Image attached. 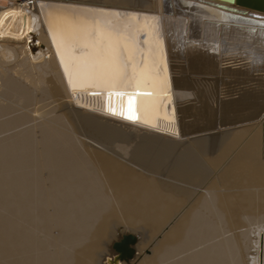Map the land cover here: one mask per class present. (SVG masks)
<instances>
[{"label":"bare ground","instance_id":"6f19581e","mask_svg":"<svg viewBox=\"0 0 264 264\" xmlns=\"http://www.w3.org/2000/svg\"><path fill=\"white\" fill-rule=\"evenodd\" d=\"M97 21L130 43L111 96L65 73L87 71L74 58L94 55ZM121 91L153 93L136 97L138 119L109 110H126ZM120 225L115 242L139 234L132 256L109 248ZM0 264H264V13L0 0Z\"/></svg>","mask_w":264,"mask_h":264},{"label":"snow or ice","instance_id":"6c2138e0","mask_svg":"<svg viewBox=\"0 0 264 264\" xmlns=\"http://www.w3.org/2000/svg\"><path fill=\"white\" fill-rule=\"evenodd\" d=\"M124 41L125 51L129 52L128 59L131 60L130 43L122 35L113 33L111 31L103 30L97 21L95 25V37L91 32H85L84 34V46L90 47L94 50V55L90 58L79 57L74 58L78 63H83L87 71L73 74L69 72L67 66H65V73L69 78L70 86L75 87L77 83L80 86L91 85L95 87H101L109 90V95H113L111 89H115L126 80V73L124 64L122 63L119 46L120 42ZM62 64L64 60H61ZM135 81V88H140L143 84L148 86L147 78L141 79L135 75L129 78ZM154 86V84L152 85ZM121 96H127V108L122 109L120 113H116L114 108L109 110L115 115L120 114L125 116L129 120H136V97H148L153 93L138 92V91H121Z\"/></svg>","mask_w":264,"mask_h":264},{"label":"water","instance_id":"95a60500","mask_svg":"<svg viewBox=\"0 0 264 264\" xmlns=\"http://www.w3.org/2000/svg\"><path fill=\"white\" fill-rule=\"evenodd\" d=\"M235 2L239 6H243L245 8L253 9V10L264 13V0H235ZM125 13H127V12H125ZM247 51H249V50H247ZM232 54H233L232 56H234V57L241 55L240 51H238V50L234 51ZM76 103L80 107L85 108V109H97V110L100 109V106L97 105L96 100L95 101L93 99H91V101L89 99L86 100V97L84 95H83V97H81V95L79 94V97L77 98ZM134 241H136V236H134L133 234H125L120 239V241L113 243L112 248L116 249V247L119 245L120 248H118L117 250L122 251V254H124V255L132 256V254L135 253V250L130 245ZM121 242H124V244L122 245Z\"/></svg>","mask_w":264,"mask_h":264},{"label":"rangeland","instance_id":"374dc122","mask_svg":"<svg viewBox=\"0 0 264 264\" xmlns=\"http://www.w3.org/2000/svg\"><path fill=\"white\" fill-rule=\"evenodd\" d=\"M13 58V57H12ZM8 61H12V59L10 60V59H8ZM251 121V120H250ZM243 122L244 123H246V122H249V120L248 121H246L245 122V120H243ZM243 122L241 121V122H237V123H235V124H233V126H236V124H238L239 125V123L240 124H243ZM231 126V125H230ZM230 126H226L225 128H227V127H230ZM222 128H224V127H222ZM187 136H192V135H187ZM219 153H220V151L218 152V153H215V156H217V155H219ZM217 154V155H216ZM250 216H252L253 218L255 217V214H251ZM255 219V218H254ZM253 219V220H254ZM253 222H255V221H253ZM252 222V224H251V227H253L254 226V223ZM123 227L124 226H122V225H120V226H118L117 227V229H115V237H112V241H111V243H110V245H109V248H110V250H111V245H112V243H114L115 241H117L121 236H119L118 234H117V231L119 230V231H121V230H123ZM126 232H128L129 234H133V235H138L137 237H139V234H138V232L135 230H133V231H126ZM126 232H124V233H126ZM140 240V237L138 238V241ZM152 243V241L150 240V239H146L145 241H144V243H143V246H142V249L139 251L140 253V255L142 254V253H144L146 256H148L149 254H150V249H149V247H150V244ZM136 255H138L137 253H136Z\"/></svg>","mask_w":264,"mask_h":264}]
</instances>
